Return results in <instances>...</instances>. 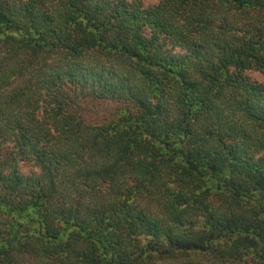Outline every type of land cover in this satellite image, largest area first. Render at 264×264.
<instances>
[{
  "label": "trees",
  "instance_id": "1",
  "mask_svg": "<svg viewBox=\"0 0 264 264\" xmlns=\"http://www.w3.org/2000/svg\"><path fill=\"white\" fill-rule=\"evenodd\" d=\"M155 1L0 0V264H264V0Z\"/></svg>",
  "mask_w": 264,
  "mask_h": 264
},
{
  "label": "rangeland",
  "instance_id": "2",
  "mask_svg": "<svg viewBox=\"0 0 264 264\" xmlns=\"http://www.w3.org/2000/svg\"><path fill=\"white\" fill-rule=\"evenodd\" d=\"M145 5H153L156 1L155 0H143ZM249 75L251 76L252 79L264 84V74H260L259 72L251 71L249 72ZM103 106H99L97 108V118H102L103 117Z\"/></svg>",
  "mask_w": 264,
  "mask_h": 264
}]
</instances>
